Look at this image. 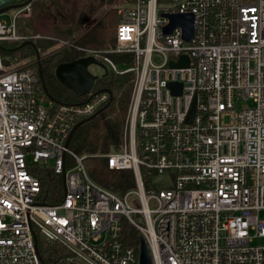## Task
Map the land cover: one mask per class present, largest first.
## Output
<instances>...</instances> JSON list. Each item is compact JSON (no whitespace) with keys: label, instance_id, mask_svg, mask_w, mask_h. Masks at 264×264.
I'll return each instance as SVG.
<instances>
[{"label":"built area","instance_id":"2783aa9c","mask_svg":"<svg viewBox=\"0 0 264 264\" xmlns=\"http://www.w3.org/2000/svg\"><path fill=\"white\" fill-rule=\"evenodd\" d=\"M11 3L23 4L0 0V9ZM28 11L26 2L0 12V41L43 36L18 30ZM176 13L193 15L188 41L181 26L164 30ZM118 14L107 48L59 42L109 74L134 75L123 140L96 154L111 170H132L135 186L123 194L94 181L87 156L66 143L113 93L50 107L36 60L0 53V264H138L127 222L153 264H264V244H255L264 240V0H120ZM183 54L188 65H171ZM97 80L91 93L108 86ZM46 171L54 184L62 177L53 202ZM48 243L58 244L53 253Z\"/></svg>","mask_w":264,"mask_h":264},{"label":"trees","instance_id":"16d2710c","mask_svg":"<svg viewBox=\"0 0 264 264\" xmlns=\"http://www.w3.org/2000/svg\"><path fill=\"white\" fill-rule=\"evenodd\" d=\"M119 0H21L28 3L29 11L17 17L16 26L23 34L32 36L38 34V28L50 24L60 31L66 38L73 39L75 44L83 47L102 48L115 43L116 29L119 22ZM116 4V5H115ZM106 6H111L105 9ZM91 18L95 21L90 22ZM54 36V35H53ZM33 45L8 43L0 41V53L16 55L20 62L36 60V50L42 54L46 49L53 47L58 39L47 35L33 38ZM42 58L41 67L44 76L45 89L40 80L41 100L50 107L60 103L81 100L82 97L72 89L62 84L55 74L56 66L64 61H71L84 55V52L74 46H67ZM116 60L119 57L114 56ZM37 62V60H36ZM8 64V61H7ZM110 81L113 97L104 109L95 117L82 123L72 134L69 147L80 155H86L84 163L88 174L98 184L118 194H123L135 186L132 170L115 171L108 168L104 158L96 154L114 150L123 140L124 125L127 116L134 75H117L110 73L106 79L97 80L96 87ZM53 98V100L51 99ZM46 184L48 200L54 201V194L62 195V177L56 178L53 183L52 175L46 171L40 174ZM52 182V183H51ZM123 238L126 243L139 249L141 232L130 223H125ZM56 243H48V250Z\"/></svg>","mask_w":264,"mask_h":264},{"label":"water","instance_id":"95a60500","mask_svg":"<svg viewBox=\"0 0 264 264\" xmlns=\"http://www.w3.org/2000/svg\"><path fill=\"white\" fill-rule=\"evenodd\" d=\"M31 1V0H28ZM24 4V3H23ZM23 4H11L4 8L0 9V12L4 10L11 9L12 7L15 8L19 5ZM170 22L169 24L164 28L166 32H171L176 26H181L183 28V37L185 40H190L193 37V15L191 13H176V14H169L168 15ZM33 45L34 41L32 39H27L19 43V46L22 45ZM36 60H37V69L40 76V80L42 82V85L45 89V82H44V76L43 71L41 67V54L38 50H36ZM189 63V57L187 54H183L178 62H171V65H183L186 66ZM91 64H97L103 68V77L108 76L109 70L107 66L97 60L94 56L88 55V56H81L77 59L71 60V61H64L59 63L56 66L55 74L59 81L64 84L66 87L72 89L76 94L78 95H86L89 94V97L93 96L94 94L101 93L104 91H107L110 96L112 97V90L109 87L110 81L107 80L106 83L108 86L95 90L91 93L92 88L94 87L95 81L98 79V75L92 73L89 70V66ZM173 89L176 88V86H179V92H180V86L181 83H170L169 84ZM53 100V98L51 97ZM104 108L98 109L95 113L92 115L85 117L81 120H79L72 128L69 138L67 139V144L69 143V140L74 133V131L85 121L90 120L91 118L95 117L98 113H100ZM194 114V106L191 110L189 119L192 118ZM63 179L65 180V172H63ZM64 187L66 188V185L64 184ZM138 264H153L152 256L150 253V249L148 247V244L144 238L143 235L140 237V244H139V261Z\"/></svg>","mask_w":264,"mask_h":264},{"label":"rangeland","instance_id":"374dc122","mask_svg":"<svg viewBox=\"0 0 264 264\" xmlns=\"http://www.w3.org/2000/svg\"><path fill=\"white\" fill-rule=\"evenodd\" d=\"M11 4H17V3H11ZM117 5L120 6V0L118 1ZM108 8H109V6H106L105 9H108ZM11 9H13V7ZM93 19L94 18H91V20H90V22L92 24L95 22ZM38 34H41L43 36L47 35V36L52 37V38L56 37L58 39L57 43H55V45L53 47H50V48L46 49V51H44L42 53L43 55L41 54L42 58L47 56V55H50V54H52V53H54V52H56L58 50H61L63 48H69L67 46H61L60 42H59V39H66L67 40L69 38L64 37L60 31L54 29V27L51 26L50 24H45V25H42V27H39L38 28ZM69 40H73V39H69ZM102 48H107V47H102ZM89 70L92 73L97 74L99 77H101V75L103 74V68L101 66L97 65V64H91L89 66ZM244 104H247L248 106H251L252 105V101L251 100L245 101ZM125 122H126V120H125ZM52 163H53V160H49V163H45V165L46 166L52 165ZM155 182L158 184V186H165L168 183L167 179L164 178L163 176L156 178ZM259 215H260V217L264 218V209L259 212ZM255 244H264V240H257L255 242Z\"/></svg>","mask_w":264,"mask_h":264},{"label":"flooded vegetation","instance_id":"af4514ba","mask_svg":"<svg viewBox=\"0 0 264 264\" xmlns=\"http://www.w3.org/2000/svg\"><path fill=\"white\" fill-rule=\"evenodd\" d=\"M108 76H106V78H107ZM102 80V79H101Z\"/></svg>","mask_w":264,"mask_h":264}]
</instances>
